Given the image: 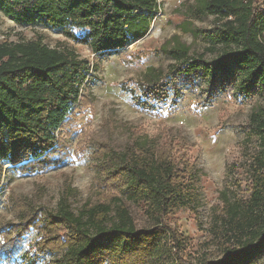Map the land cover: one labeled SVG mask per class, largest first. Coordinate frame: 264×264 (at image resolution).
Wrapping results in <instances>:
<instances>
[{"label":"trees","instance_id":"1","mask_svg":"<svg viewBox=\"0 0 264 264\" xmlns=\"http://www.w3.org/2000/svg\"><path fill=\"white\" fill-rule=\"evenodd\" d=\"M199 2L194 18L224 21L211 35L214 44L223 47L222 54L207 62L203 56L191 57L186 45L172 48L168 54L181 65L171 64L168 74L149 68L135 85L139 107L153 110L167 101L171 74L236 85L246 99L257 87L264 94V0ZM157 6V0H0V10L16 23L31 25L45 19L96 55L143 38ZM73 28L87 33L76 38ZM91 70L90 62L75 52L50 48L42 40L0 43V187L9 170L32 173L64 159L63 129L82 105ZM251 120L264 142V108ZM103 154L112 164L116 194L75 212L72 198L77 190L66 183L56 212L46 219L17 201V210L33 216L27 213L9 230L0 227V259L12 258L23 236L38 230L36 256L62 254L54 264H192L181 257L188 239L170 223L178 209L191 208L197 201L198 176L192 162L173 157L171 148L155 139L133 143L121 153L106 149ZM253 173L248 200L235 204L225 200L216 222L214 237L221 240L224 258L197 264H264V150L255 158ZM119 192L143 206L153 229L137 230Z\"/></svg>","mask_w":264,"mask_h":264},{"label":"rangeland","instance_id":"2","mask_svg":"<svg viewBox=\"0 0 264 264\" xmlns=\"http://www.w3.org/2000/svg\"><path fill=\"white\" fill-rule=\"evenodd\" d=\"M157 2L143 38L101 55L45 19L31 25L18 24L0 10V43L42 40L50 48L75 52L92 68L83 89L82 105L72 124L63 129L64 159L32 173L16 174L8 169L10 165L6 166L9 172L3 174L0 187V227L9 230L21 224L27 213L33 216L23 208L17 210V201L30 205L28 210L37 212L41 219L50 217L57 210L66 183H72L77 190L72 198L75 212L116 194L112 164L104 150L121 153L133 143L155 139L161 146L168 145L173 157L192 162L193 173L198 176L196 203L191 208L178 209L170 221L188 239L181 257L192 264L224 258L221 240L214 237L216 222L225 200L235 204L251 196L254 161L264 150L251 117L264 108V94L257 87L246 99L236 85L210 84L200 75L186 78L171 74L167 101L153 110L139 107L134 100L140 95L135 85L145 72L153 67L168 74L171 64L181 65L171 59L169 50L186 45L191 57L203 56L207 62L219 58L223 51L211 35L224 21L214 16L194 18L201 7L199 0ZM73 32L80 39L87 33L77 28ZM118 196L137 230L154 228L143 206L120 192ZM39 233L32 230L23 236L14 256L3 257L0 264H54L61 259L62 254L50 252L36 256Z\"/></svg>","mask_w":264,"mask_h":264}]
</instances>
